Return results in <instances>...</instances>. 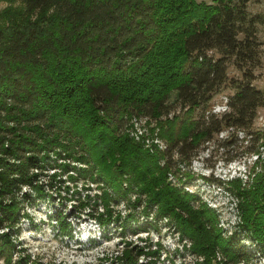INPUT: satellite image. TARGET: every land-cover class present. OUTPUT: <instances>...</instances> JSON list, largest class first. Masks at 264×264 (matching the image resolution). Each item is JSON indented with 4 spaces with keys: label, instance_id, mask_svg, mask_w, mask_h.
I'll use <instances>...</instances> for the list:
<instances>
[{
    "label": "trees",
    "instance_id": "16d2710c",
    "mask_svg": "<svg viewBox=\"0 0 264 264\" xmlns=\"http://www.w3.org/2000/svg\"><path fill=\"white\" fill-rule=\"evenodd\" d=\"M248 1L6 0L11 4L0 9L4 264H44L19 239L23 222L37 225L31 211L42 202L54 205L52 221L69 237L87 208L105 236L113 225L120 264L157 262L145 257L160 256L159 240L146 250L126 235L160 231V221L190 241L183 247L193 255L188 264H254L256 252L264 255V127L251 128L264 91L245 69L242 79H232L235 93L224 112L209 104L228 78L227 58L236 56L240 68L257 58L255 21L264 24V15L249 17ZM143 117L148 128L137 139L134 119ZM225 128L250 136L257 156L245 178L210 180L237 199L240 221L231 232L216 208L182 185L195 177L182 164L190 166Z\"/></svg>",
    "mask_w": 264,
    "mask_h": 264
},
{
    "label": "rangeland",
    "instance_id": "374dc122",
    "mask_svg": "<svg viewBox=\"0 0 264 264\" xmlns=\"http://www.w3.org/2000/svg\"><path fill=\"white\" fill-rule=\"evenodd\" d=\"M211 3L212 0H198ZM11 3L6 0H0V9L3 10ZM249 17L264 15V0H249L247 3ZM257 27V36L260 43V50L257 58L246 62L242 68L237 64L236 56L227 58L228 78L221 83L209 101L212 111L222 113L228 108V100L235 93L232 79H242L245 69H251L254 72L255 79L253 86L264 91V24L255 21ZM243 37V34L241 35ZM210 54L218 57L217 51H209ZM177 111H180L178 109ZM202 108H198L197 113H201ZM264 127V102L256 110V116L253 121L252 130L256 131ZM251 139V140H250ZM233 143L226 145V143ZM254 147V140L250 136L245 137V133H238L231 128H225L214 138L201 146L198 155L192 160L190 166L182 164V169H189L195 175L192 180H184V188L195 191L201 195V198L209 202L210 206L216 208L220 214L223 228L228 231L234 230L236 223L240 221L237 209V199L228 191L223 190L222 186L216 184L211 179L227 180L232 177H246L250 163L256 159V155L250 151ZM58 200V198H57ZM60 205L61 202H59ZM58 205V204H55ZM59 205V206H60ZM53 204L42 202L32 208V214L36 218L37 225L32 226L27 221L23 222L22 232L19 237L23 247L27 248L34 256L40 258L44 264H120L116 256L121 252L122 242L118 230L112 229L103 233L98 226V221L89 214L87 208L77 221L74 220L73 237L58 230L55 220L49 212L53 209ZM67 212L70 211L71 204H68ZM118 209H124V204L117 206ZM92 209V207H91ZM101 210V208H99ZM94 212L91 210L90 213ZM77 214V212H76ZM160 231L152 227L148 232L135 233L132 230L127 232L126 239L140 247L150 245L155 249L156 241L159 240L162 249L158 258L147 255L146 260L157 259L155 264H188L192 260V255L186 249H182L183 242L179 240L178 233H172L163 221H160ZM99 233L100 237H94ZM20 247V246H19ZM180 249L178 252L177 250ZM17 256H15V259ZM143 260L144 257H142ZM258 261V259H257ZM0 264H4L0 259Z\"/></svg>",
    "mask_w": 264,
    "mask_h": 264
},
{
    "label": "built area",
    "instance_id": "2783aa9c",
    "mask_svg": "<svg viewBox=\"0 0 264 264\" xmlns=\"http://www.w3.org/2000/svg\"><path fill=\"white\" fill-rule=\"evenodd\" d=\"M134 120H135V132H132V133L136 136L137 139H140V137L146 133V130L148 128V126L146 124L147 118L143 117V118H140L139 120H137V119H134ZM156 141H159V140L157 139ZM183 241H184L182 243L183 247H184V245H187V247L190 246V244H189L190 241L188 239H184ZM183 247H182V249H183ZM255 255H256V259L253 260L255 262L254 264H264V255L261 254L260 252H256ZM220 256L221 255L218 254L219 259L221 258ZM257 259H258V261H257Z\"/></svg>",
    "mask_w": 264,
    "mask_h": 264
}]
</instances>
